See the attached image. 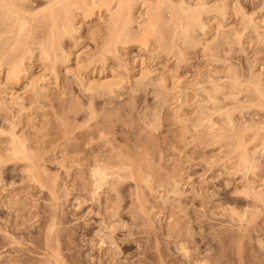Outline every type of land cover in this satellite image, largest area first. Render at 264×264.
I'll use <instances>...</instances> for the list:
<instances>
[{"label":"rangeland","instance_id":"1","mask_svg":"<svg viewBox=\"0 0 264 264\" xmlns=\"http://www.w3.org/2000/svg\"><path fill=\"white\" fill-rule=\"evenodd\" d=\"M18 1L0 264H264V0ZM182 1L200 10L191 33ZM107 77L124 80L115 94L87 89Z\"/></svg>","mask_w":264,"mask_h":264},{"label":"bare ground","instance_id":"2","mask_svg":"<svg viewBox=\"0 0 264 264\" xmlns=\"http://www.w3.org/2000/svg\"><path fill=\"white\" fill-rule=\"evenodd\" d=\"M16 1L18 0H0V16H1V23H2V31L0 30V64H2L3 62H7V63H12L14 60H15V55H14V51L22 45L23 43V35H24V32L26 30V27H27V19H26V14H25V10L23 7H21L22 3L18 4ZM186 1V0H185ZM185 1H182L181 2V11H183L184 13L186 12V15L187 18H189L187 21V26L185 27V30H184V33L186 34L189 30V33L190 32V27L191 26H194L195 24H202V19H200V16H199V11L198 12H195L197 11V9L195 8V6H193L196 10L194 11V8L190 5V3H187ZM19 2V1H18ZM120 3V2H118ZM120 5V4H119ZM24 6V5H23ZM199 9V8H198ZM181 14V13H180ZM179 15V14H178ZM124 17L123 15L122 16H117L116 19L117 20H122L121 18ZM180 18V16H179ZM202 18V17H201ZM131 19V18H130ZM121 22V21H120ZM128 22H129V19L128 20H124L123 22V26L119 25L118 27H122V29L120 30H117L118 33L116 35V38H115V35H114V38L115 40L114 41H118L119 43L122 41H128V39L130 38V35H131V29H129L128 27ZM61 23H64V22H61ZM117 23V22H115ZM131 24V23H130ZM205 24V22H204ZM65 25V23H64ZM70 25V23H69ZM203 25V24H202ZM201 25V26H202ZM60 27V26H59ZM68 28V26H67ZM195 28V27H194ZM134 33V32H133ZM190 35V34H189ZM188 35V36H189ZM132 36V35H131ZM240 37V35H239ZM51 38V37H50ZM49 38V40H50ZM53 40V39H52ZM48 41V39H47ZM46 43V42H45ZM49 43V42H48ZM54 42H52L53 44ZM49 45V44H47ZM46 45V46H47ZM54 45V44H53ZM51 45L53 47V51H58L57 49L59 47L58 46V43H57V48H54V46ZM62 47V46H61ZM22 48V47H21ZM46 48V47H45ZM48 48V47H47ZM46 48V49H47ZM52 50V49H51ZM63 50V49H62ZM47 52V50H45ZM52 51V52H53ZM61 51V50H60ZM59 51V52H60ZM49 52V50H48ZM18 53V52H16ZM55 53V52H54ZM57 57H60L59 55H57V53H55ZM76 54V53H75ZM54 55V54H53ZM68 55V54H67ZM71 55V54H70ZM77 55V54H76ZM55 56V57H56ZM56 57V58H57ZM71 57V56H69ZM63 60V59H62ZM70 62V61H69ZM142 65V64H141ZM57 66V65H56ZM56 68V67H55ZM141 69V68H140ZM146 69V68H145ZM143 70V69H142ZM54 71V70H53ZM57 71V70H56ZM145 71V70H144ZM147 71V70H146ZM149 71V70H148ZM80 72V71H79ZM142 72V71H141ZM154 71H152L151 73H153ZM53 73V72H52ZM78 73V72H77ZM146 73V72H145ZM113 74V73H112ZM147 74V73H146ZM56 75V74H55ZM110 75V74H109ZM57 76V75H56ZM116 76V75H115ZM155 76V75H154ZM105 77V76H104ZM47 79V78H46ZM45 79V80H46ZM92 79V78H90ZM141 79V78H140ZM49 80V79H48ZM94 81H92L89 85L87 84V89L90 90L93 94H98V95H109V94H113L114 92L116 93V90L117 89H120L122 84H123V78L122 79H115L114 78H110L108 79V77L106 79H102V78H98V79H94ZM139 81V80H138ZM142 81V80H141ZM153 81V84L155 85L153 88H155L154 90H156L155 94L157 96H166L168 97L169 94L171 93L170 91H173L174 88L169 89V87H167V84H166V79L164 77H157L155 79V77L151 80ZM38 82V81H37ZM140 83V82H139ZM152 83V82H151ZM84 86V85H83ZM38 87V86H37ZM217 87L215 86V89ZM220 88V87H219ZM218 90V89H217ZM153 91V90H152ZM119 92V91H118ZM114 93V94H115ZM93 96V95H92ZM170 96H172V94H170ZM19 98V97H18ZM172 98V97H171ZM212 98V97H211ZM160 99V98H159ZM93 103V102H92ZM91 103V104H92ZM159 103V102H158ZM203 108V107H202ZM93 109V107L91 108ZM11 147L9 148L10 149V152L14 155V156H19L22 157L21 155H24L25 156V151L23 149V147H21L19 145V143H17V141H13L11 143ZM12 155V156H13ZM11 156V157H12ZM101 164H96L94 167H93V174H94V178L96 177L97 180H101L103 181V178H105V169L102 167V165L100 166ZM107 168V167H106ZM101 181V182H102ZM96 182V181H95ZM99 182V181H98ZM96 182V184L98 183ZM99 184V183H98ZM99 187V186H98ZM114 232H111L110 233V237L113 241V243L116 245L117 242L116 240L114 239ZM104 241L101 242V244L103 243ZM116 248L118 250L117 254L119 255L120 253H122V249L119 247V245L117 244L116 245ZM185 248V247H184ZM183 248V249H184ZM188 249V248H187ZM186 249V250H187ZM185 250V249H184ZM191 251V250H190ZM58 252V251H57ZM186 253V252H185ZM188 255L190 256V253L189 251H187ZM55 258H56V264H62L61 261L59 260V257L58 255L54 254ZM115 257H113L114 259ZM114 264H123L122 262L116 260L114 262Z\"/></svg>","mask_w":264,"mask_h":264}]
</instances>
